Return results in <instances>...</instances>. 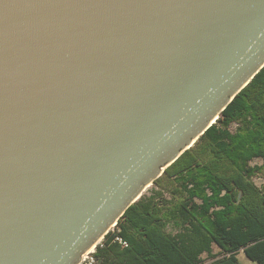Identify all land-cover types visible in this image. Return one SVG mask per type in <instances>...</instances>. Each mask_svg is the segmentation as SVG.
Segmentation results:
<instances>
[{
	"label": "water",
	"instance_id": "1",
	"mask_svg": "<svg viewBox=\"0 0 264 264\" xmlns=\"http://www.w3.org/2000/svg\"><path fill=\"white\" fill-rule=\"evenodd\" d=\"M263 68L264 0H0V264H81Z\"/></svg>",
	"mask_w": 264,
	"mask_h": 264
},
{
	"label": "trees",
	"instance_id": "2",
	"mask_svg": "<svg viewBox=\"0 0 264 264\" xmlns=\"http://www.w3.org/2000/svg\"><path fill=\"white\" fill-rule=\"evenodd\" d=\"M263 170L264 68L129 207L95 248V264H206L204 254L207 264H241V251L264 264V185L254 182Z\"/></svg>",
	"mask_w": 264,
	"mask_h": 264
},
{
	"label": "rangeland",
	"instance_id": "3",
	"mask_svg": "<svg viewBox=\"0 0 264 264\" xmlns=\"http://www.w3.org/2000/svg\"><path fill=\"white\" fill-rule=\"evenodd\" d=\"M262 163H263L262 160H260V159H255V160L251 163V165H253V166H256V165H257V166H261ZM254 182H255V184H256L258 187H262V185H264V170H263L261 173H259V174L254 178ZM153 188H154L153 186H151L150 188H148V189L146 190V192H145L143 195L150 196V195H151V191H152ZM169 230H170V229H169ZM173 232H174V231H173ZM100 243H101V242H100ZM213 249H214V252H215V253L218 252V248H217V247H214ZM94 251H95V249H94ZM89 257H90V255H89ZM238 258H239L241 264H251V262H250L249 260H247V258L245 257L243 251H241V252L239 253ZM202 259L205 260V263H206V264L212 261L211 259H209V258L207 257L206 254H204V255L202 256Z\"/></svg>",
	"mask_w": 264,
	"mask_h": 264
},
{
	"label": "built area",
	"instance_id": "4",
	"mask_svg": "<svg viewBox=\"0 0 264 264\" xmlns=\"http://www.w3.org/2000/svg\"><path fill=\"white\" fill-rule=\"evenodd\" d=\"M94 251L90 254L84 255L81 261V264H95V259L93 257ZM90 255V257H89Z\"/></svg>",
	"mask_w": 264,
	"mask_h": 264
},
{
	"label": "bare ground",
	"instance_id": "5",
	"mask_svg": "<svg viewBox=\"0 0 264 264\" xmlns=\"http://www.w3.org/2000/svg\"><path fill=\"white\" fill-rule=\"evenodd\" d=\"M213 123H214V121H213ZM195 142H196V140H195ZM102 241V240H101ZM100 241V242H101ZM96 247H92L86 254H84V255H87V254H90V253H92L93 251H94V249H95Z\"/></svg>",
	"mask_w": 264,
	"mask_h": 264
}]
</instances>
